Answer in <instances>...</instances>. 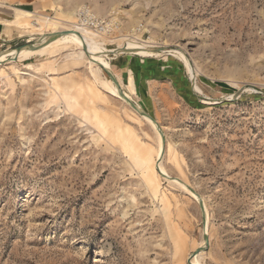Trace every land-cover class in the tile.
Returning a JSON list of instances; mask_svg holds the SVG:
<instances>
[{"label":"rangeland","instance_id":"374dc122","mask_svg":"<svg viewBox=\"0 0 264 264\" xmlns=\"http://www.w3.org/2000/svg\"><path fill=\"white\" fill-rule=\"evenodd\" d=\"M30 1L36 12L13 19L56 23L48 35L14 27L16 48L79 23L83 7L115 21L100 45L162 127L177 184L148 180L156 130L70 40L23 60L4 50L0 264H264V0ZM133 33L160 56L120 54Z\"/></svg>","mask_w":264,"mask_h":264},{"label":"bare ground","instance_id":"6f19581e","mask_svg":"<svg viewBox=\"0 0 264 264\" xmlns=\"http://www.w3.org/2000/svg\"><path fill=\"white\" fill-rule=\"evenodd\" d=\"M29 14L30 15H24V16H27L28 18H32L33 20H36V21H30V22H26V23L24 22L23 23V22H17L16 20H14L15 24H18L22 28L34 29L33 31H40V32H43V34L48 35L49 32L46 33L47 28H48V26L53 25L55 21H53L50 16H44V15H40L37 13H29ZM62 27H63L62 30L61 29H55L54 32H51L49 34V37L44 40V43H42V44L33 43L34 46H37V47L25 46L20 50L16 49V51H15L16 54L14 57H12L11 60L7 59L6 57L0 58V63L1 62L3 63L7 60L12 61L13 58H15V57H17L18 60H23V58H25V57L28 58L29 56L34 55V54L42 55L50 47H54L56 45H60L63 43L67 44V42L70 40L71 43L75 44L77 47V50H75L74 52L72 51V53L70 55L72 57L74 56L77 58H86L90 64L91 68H92V71L95 74L96 80L101 82V84L103 85V88H105L111 94L120 97L124 101H127L126 97L130 99L132 97L131 96V90H133L134 79L130 74L128 81H125L127 83L124 84L123 81H121L119 79L118 74L113 71L112 64L110 62L111 57L113 56V53L104 50L103 47L100 45V42L105 40L104 36L99 35L94 30H91L90 28L84 27L80 23H76V22H72L71 26L62 25ZM60 31H65V32L59 36L53 37L54 33L60 32ZM113 40H115V39H113ZM113 40L111 39L112 43H113ZM116 41H114V42H116ZM123 41H125V39ZM107 42H109V41H107ZM119 43H121V42H119ZM121 45H118L120 47V50H119L120 54L121 53L131 54L132 52H137L142 57H151L154 55L157 57V56H160V54H161V51L156 47L157 45L151 44V43L144 41V40H140V39H138V37L135 39H129V40H127V42H124V45L126 47L122 48ZM114 50L117 51L116 49H114ZM182 56H183V54H182ZM103 70L111 71L114 74V76L117 78L118 82H115L110 76H108V74H106V76H102ZM120 88L123 89L124 93L120 92ZM197 89L196 90L199 91L198 87H197ZM121 94L122 95L124 94V95L122 96ZM133 102L138 107V110H136V109H134V110L136 112H138L141 116H143V118H145L149 122V124H151L154 127V129L156 130V132L158 134V150H157L156 159L154 160L152 167H151L152 169H149V171H148V165L149 164H145L146 161L142 160V165L143 164L146 165L147 171L150 175V176H148L149 177L148 180L152 183L154 181H157V177H162V174H166V175H168L167 179L172 180L173 182L176 183L177 178H173L172 176H170V174L167 172V170L165 169V167L163 165V160H164V157L166 154L167 145H164V142L162 140V136L160 134V131H159L158 125H157L158 122L156 124V122H154V120H152V118L149 115L141 114V111H143V109L140 107H142V106L139 107V105L135 101H133ZM128 104H130V103L128 102ZM160 128L162 129L161 126H160ZM178 184H181V183L178 182ZM181 186H182V184H181ZM204 204H205V214H206V212H208L206 209L207 205L205 202H204ZM208 224L209 223H207V217H206V225L204 226V230H205L204 234L208 233ZM200 252H203V251H200ZM198 253L199 252H197V254ZM201 256H202L201 254L194 256L192 263L193 264H202V262L200 261V259L202 258ZM190 257H188V258H190Z\"/></svg>","mask_w":264,"mask_h":264},{"label":"crops","instance_id":"0c3cea01","mask_svg":"<svg viewBox=\"0 0 264 264\" xmlns=\"http://www.w3.org/2000/svg\"><path fill=\"white\" fill-rule=\"evenodd\" d=\"M25 5V6H21ZM27 7V8H26ZM29 8V9H28ZM37 2L30 0H0V53L4 50L16 48L22 34H18L17 27L23 32H28L27 29L15 24L13 19L17 11H33L36 12ZM28 18L27 16H25ZM13 20V21H12ZM24 23V22H23Z\"/></svg>","mask_w":264,"mask_h":264},{"label":"built area","instance_id":"2783aa9c","mask_svg":"<svg viewBox=\"0 0 264 264\" xmlns=\"http://www.w3.org/2000/svg\"><path fill=\"white\" fill-rule=\"evenodd\" d=\"M78 19L82 26L90 28L102 36H110L117 29L115 21L101 19L88 7H83L79 10ZM135 38V33H133L131 36L127 37L125 42L129 39ZM121 46L122 48L126 47L124 43Z\"/></svg>","mask_w":264,"mask_h":264},{"label":"water","instance_id":"95a60500","mask_svg":"<svg viewBox=\"0 0 264 264\" xmlns=\"http://www.w3.org/2000/svg\"><path fill=\"white\" fill-rule=\"evenodd\" d=\"M64 32H65V31L56 32V33L53 34V37L59 36V35H61V34L64 33ZM25 46L37 47V46H34V44H23V45L18 46L16 49L20 50V49H22V48L25 47ZM126 50H127V49H126ZM17 59H18L17 57L13 58V60H17ZM106 72H107V74H108V75H109V76H110L115 82H118L117 78L114 76V74H113L111 71L106 70ZM240 93H241V90H239V91L236 93V95H240ZM126 100L130 103V105H131L134 109L138 110L137 105H136L132 100H130V99L127 98V97H126ZM141 114H145V115L147 114V115H149V116L152 118V120H154V122H156V124H157L156 119H155L152 115H150L149 113H147L146 111H144V110L141 111ZM157 125H158V129H159V131H160V134H161V136H162V140H163V142H164V145H166V139H165V136H164V132H163V130L160 128L159 124H157ZM162 176L165 177V178H168V175H166V174H162ZM201 210H202V214H203V223H204V226H205V225H206L205 205H204V203H202V202H201ZM205 239H206V243L208 244V243H209V237H208L207 234H205ZM197 252H200V249H199Z\"/></svg>","mask_w":264,"mask_h":264}]
</instances>
